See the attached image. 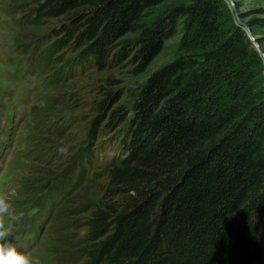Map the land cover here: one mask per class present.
Segmentation results:
<instances>
[{"label":"trees","instance_id":"16d2710c","mask_svg":"<svg viewBox=\"0 0 264 264\" xmlns=\"http://www.w3.org/2000/svg\"><path fill=\"white\" fill-rule=\"evenodd\" d=\"M164 1L20 0L46 65L92 68L83 86L98 88L77 97L82 124L47 119L68 115L75 82L35 110L52 137H37L40 155L59 161L24 203L56 170L77 176L53 223L63 264H264L263 57L224 0ZM178 33L173 58L134 81ZM103 134L111 158L97 157Z\"/></svg>","mask_w":264,"mask_h":264},{"label":"rangeland","instance_id":"374dc122","mask_svg":"<svg viewBox=\"0 0 264 264\" xmlns=\"http://www.w3.org/2000/svg\"><path fill=\"white\" fill-rule=\"evenodd\" d=\"M189 2L190 0H165L159 5V8H170ZM224 2L234 21L244 28L253 47L254 43L257 44L258 50L263 53L264 28H256L251 31L247 21L254 17H264V0H224ZM25 16L31 17L25 7L20 5V0H0V119L7 117L9 113L13 114L8 118H12L9 127L0 134V191L10 196L14 210L12 217L14 218V228L9 242L13 243L16 241L15 239L22 237L21 243H26V245L20 251L38 256L42 264H58V262L63 264V261L67 263L68 259L57 257V252L52 249L53 242L61 237L54 232L55 215H51L48 209L54 206L61 194L64 193L70 175H62V170H56L55 174L47 180L39 179L46 186L41 194L42 197L34 202L24 203L28 200L24 193L33 189L31 178L34 173L46 177L48 170L54 169L58 165L56 160L59 161V152L54 156H51V152L45 153L43 156L40 155L41 147L36 142L37 137L44 143L52 137H48L45 132L46 121L36 122L40 115H37L35 110L43 106L42 98L47 97V101L52 99L51 91H63L67 95L68 86L75 82L73 86L81 85V88L78 91L75 90V99L68 105V115L66 116L65 112H60L47 119L51 122L56 119L74 122L75 118L79 120L78 124H82L81 121L90 116L78 113L76 109L77 97L82 98L90 92L91 94L96 93L98 88L93 83L83 86L87 79L85 76L93 75L95 72L92 68L75 69L72 72L59 75L54 67L47 66L45 63L47 59L44 58L45 42L44 39L39 38L41 31L36 32V28H32L31 20L25 23ZM177 29L180 30V26ZM178 37L179 33L175 38L166 42L162 51L150 63L147 72L135 78L134 81L141 82L148 73L171 60L175 55ZM32 50L37 51V60H34L33 57L26 58V55ZM67 55L68 53L62 56L67 57ZM28 65L32 68L30 74L27 72ZM125 70V68H121L116 74L119 78L127 81L128 76ZM33 81L34 84L31 88L34 94L29 85ZM40 82L46 85V89L41 86ZM56 104L60 105V102ZM15 110L17 111L15 112ZM75 114H79V116L75 117ZM8 119H5L3 123H9ZM103 137L104 134L96 140V143L99 142L100 146L104 148L99 150L98 156L102 158L104 155V158H111L113 154L118 153V146L116 143L112 144L111 139ZM59 145L61 146V143ZM92 170L93 167L85 168V172L90 173ZM62 205L63 203L56 210H60ZM21 213L20 218L23 223H26L25 231L35 230L33 227L35 225L41 227V229H36L39 235L33 243L28 242L21 231L17 232L20 225L15 221V215ZM9 220L11 218L5 217V223H9Z\"/></svg>","mask_w":264,"mask_h":264},{"label":"clouds","instance_id":"9594fccd","mask_svg":"<svg viewBox=\"0 0 264 264\" xmlns=\"http://www.w3.org/2000/svg\"><path fill=\"white\" fill-rule=\"evenodd\" d=\"M13 216L14 210L10 196L0 191V264H42L38 256L20 251L14 244L9 243L13 230L11 223H5V217ZM20 216L22 213L16 215L15 219H20ZM85 235L84 231L79 232L81 238Z\"/></svg>","mask_w":264,"mask_h":264},{"label":"water","instance_id":"95a60500","mask_svg":"<svg viewBox=\"0 0 264 264\" xmlns=\"http://www.w3.org/2000/svg\"><path fill=\"white\" fill-rule=\"evenodd\" d=\"M247 28V27H246ZM248 29V28H247ZM252 40H254L253 38H251ZM254 48L256 49V50H258V45L257 44H255L254 43ZM259 51V50H258ZM260 52V51H259ZM260 54H261V56L263 57V60H264V53H261L260 52Z\"/></svg>","mask_w":264,"mask_h":264}]
</instances>
